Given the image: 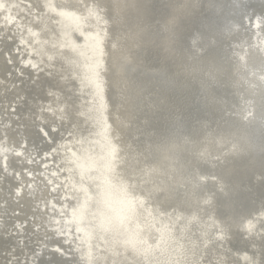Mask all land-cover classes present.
<instances>
[{"label":"water","instance_id":"95a60500","mask_svg":"<svg viewBox=\"0 0 264 264\" xmlns=\"http://www.w3.org/2000/svg\"><path fill=\"white\" fill-rule=\"evenodd\" d=\"M115 1L87 13L59 10L57 0H43L42 10L30 0H0V264H170L163 245L184 236L198 252L212 246L215 264H264L257 252L264 250V117L250 137L245 120L233 126L232 53L211 38L208 19L195 16L189 0ZM253 14L242 9L222 33L244 32L250 15L261 31L264 13ZM12 21L29 27L17 47L1 29ZM123 27L159 32L136 39ZM169 32L190 42L166 41ZM225 138L242 160L223 182L216 145ZM28 144L38 153L51 147L40 156L50 170L36 172L44 184L29 187L55 195L45 220L40 207L41 219L29 216L25 191L13 189L21 182L9 168L16 157V167L43 168L23 154ZM171 149L163 171L161 153ZM192 255L191 264L208 258Z\"/></svg>","mask_w":264,"mask_h":264},{"label":"bare ground","instance_id":"6f19581e","mask_svg":"<svg viewBox=\"0 0 264 264\" xmlns=\"http://www.w3.org/2000/svg\"><path fill=\"white\" fill-rule=\"evenodd\" d=\"M24 1V0H23ZM28 1V0H26ZM79 0H57V6H60L59 10H63L65 12L75 10L76 12H89V9L94 8L95 12L99 10L100 8V0H81L83 2H78ZM110 0H104V5H108L109 8H111L109 4ZM124 1V0H122ZM121 1V2H122ZM34 4L36 8L43 9L41 6V2L43 0H30ZM115 3H118L114 0ZM189 3L193 7L194 13H196L195 16H198L199 14H202V18H207L210 26L206 27V30L208 33L213 36L211 38L215 39L218 38L221 40L222 44L225 46V51L229 55V53H232L227 58V64L229 65V72H228V79L230 83L229 89L231 90L233 94V97H231V102L229 104H232L234 106L233 110H230V119L232 121L233 126L234 124H239L240 122L244 123L245 120V127L246 130H244V133L247 137H250L251 129L253 127H256L259 131L260 124L258 123L261 118L264 117V28L260 31L257 27L256 32L253 31L252 24L250 23V18L247 19V24L245 27H241L244 32L239 33L236 32L237 30L228 32L226 34L222 33V25L226 23L229 18H235L239 17L241 15L242 9H245L246 11H249V13H255L253 14V17L256 14H262L264 13V0H189ZM102 4V3H101ZM126 5V2H125ZM124 5V6H125ZM116 6V5H115ZM64 8V9H62ZM103 10V8H102ZM92 11V10H90ZM94 11V10H93ZM92 11V12H93ZM4 16V12L0 13V21L1 17ZM213 17L218 19V27L216 25L211 24ZM71 18V17H70ZM69 19V18H68ZM72 19V18H71ZM71 21V20H68ZM25 26L27 25L26 22L21 21ZM22 23L20 22H10L6 27H1V29L5 32H7L11 36V43L15 47H17L18 43L20 41H23L25 38L29 37V33L27 32L26 28L29 27H23ZM72 23V22H71ZM56 28V27H52ZM112 29H118L119 27H109ZM190 28V27H188ZM260 28V27H259ZM123 29H126L128 31H131L132 36L136 39H143V34L149 35L148 37L155 38L154 35H156L159 32V27H123ZM86 32H84L81 27H65L66 33H74V31H79L80 33H87L89 35H92L93 31L90 29V27L85 28ZM147 30V31H145ZM158 30V31H157ZM246 30V31H245ZM260 31V32H259ZM142 33L140 35H137L136 33ZM129 34V33H128ZM174 35L169 32V34L166 37L170 41V38H172ZM175 44L177 42L179 45L182 43H188L189 39H187L185 36L180 35L177 36V38L171 39ZM145 43L148 44L151 41H154L153 39H144ZM202 37L200 39V42H196L197 44H201ZM190 42V41H189ZM195 44V43H194ZM23 49V45H21V48L18 50L21 51ZM243 55L244 56V63L241 65L238 64L236 60V55ZM242 57V56H240ZM235 59V60H234ZM11 66L16 64V59L11 60ZM113 77L114 81L116 79V82L119 84V78H121V75L119 74V70L117 67H114L113 69ZM115 84V82H114ZM169 84V83H167ZM166 90V87H163L162 92ZM167 91V90H166ZM125 92V91H124ZM161 98V97H160ZM120 106H124V102L120 104ZM117 107L115 110L116 117L122 118L125 113L121 114L124 109ZM230 107V106H229ZM127 113V112H126ZM10 114V113H8ZM15 115H17L15 113ZM126 116H129L127 114ZM257 116V117H256ZM254 118L256 120H254ZM207 122H210L209 119H206ZM207 122H203L204 124H207ZM261 122V121H260ZM255 124V126H254ZM14 127L15 125H11ZM249 126V128H248ZM15 130V129H14ZM31 139V138H30ZM17 140V138H16ZM34 140V139H33ZM40 140V138H39ZM220 153L224 156V162L221 164V166L218 169V175L222 179V181H226L228 178V173L230 171H233L237 169L240 164L242 157L238 153L239 149L238 146L236 147L229 143L228 139H222L219 144L216 145ZM29 151L26 149V153L23 151V154L26 155V157L33 161L35 158L40 159L39 162L42 166L37 167H30L33 165H23L17 166L18 162L20 161V157H16L14 164H12L9 168L10 170H14V172L18 173V175H21L20 181L17 184L14 185L13 189L17 191H25L24 199L28 202V207L30 211L28 212L29 216L37 214V216L41 219L40 215H38V210L40 207L41 216L44 217L43 220H45V217H48L49 215H45L46 211H44V206L47 202V199L49 198H55V195H45L40 193L39 195H32L33 192L29 190L30 184H33L35 186H40V184H44V180L40 176V174H37L36 172H45L44 170H50L47 167L45 168V165L50 164V161L47 159H41L40 156L49 152L50 148L43 149L42 152H39L35 149H31V144H28ZM172 148V147H171ZM238 151H237V149ZM18 150L22 151L21 147H17ZM15 149V150H17ZM167 149H170L168 147ZM172 152V149L169 153L167 151H163L160 156V167L164 171L166 166L164 164L166 154L170 155ZM35 155V158H32V156ZM168 155V156H169ZM31 163V162H29ZM163 163V164H162ZM24 173H29L30 175L28 177L24 176ZM29 185V186H28ZM30 192H29V191ZM20 192V193H21ZM30 195H29V194ZM47 194V193H46ZM42 209V210H41ZM11 226V225H10ZM5 232V231H4ZM239 241V236L237 237ZM177 237L171 238V240H168L164 243L163 247L165 249V252L169 256V262L170 264H191L192 252L196 253L198 255H201L202 259H205L200 264H208V261L210 264H215L212 262L215 260L218 262L217 257L214 255L216 254L214 251V248L210 245H203V252H198L196 249L194 250L192 248V242L187 240V237L180 238L179 240H176ZM236 239V238H235ZM194 244V243H193ZM240 246V244H239ZM63 253H66L64 249H62ZM259 254L264 257V250H257ZM214 254V255H213ZM208 260V261H207ZM63 264V263H60ZM198 264V263H197ZM238 264H243L242 261L238 262Z\"/></svg>","mask_w":264,"mask_h":264}]
</instances>
